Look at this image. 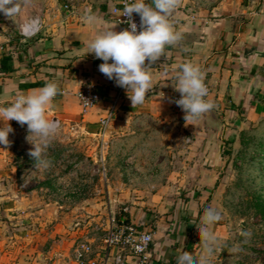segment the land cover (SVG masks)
I'll list each match as a JSON object with an SVG mask.
<instances>
[{"label": "crops", "instance_id": "obj_1", "mask_svg": "<svg viewBox=\"0 0 264 264\" xmlns=\"http://www.w3.org/2000/svg\"><path fill=\"white\" fill-rule=\"evenodd\" d=\"M119 3L21 0L20 11L12 18L0 12V48L5 50L0 60L10 55L13 68L0 69V106L10 104L17 92L56 82L62 94L55 97L49 118L56 119L63 132L98 137L100 120L114 106L103 140L111 141L115 157L132 153L131 164L148 168L139 177L119 179L109 174L107 189L97 194L106 193L109 199L102 205L98 199L72 195L66 184L76 180L53 157L44 163L52 172L41 184L45 190L24 192L15 183L21 170L11 164L9 144H0V216L8 220L0 222V245H16L19 264H77L71 256L74 243L93 241L88 215H98L95 221L108 208L118 209L116 214L127 217L139 230L153 232L150 264H178V257L185 253L199 256L197 226L205 209L214 207L207 200L216 196V184L229 160L226 141L229 146L246 120L264 117V0H181L173 14V27L182 39L166 46L164 55L150 67L152 87L135 108L126 91L113 105L118 86L99 71L103 61L88 53L87 47L102 31L123 30L111 14ZM86 13L95 15L97 22L85 23ZM36 24L35 35H21L23 26ZM185 62L200 67L210 88L208 101L213 104L211 111L187 125L185 113L161 99L162 94H180L173 85ZM88 85L103 100L83 111L76 94ZM9 123L15 134L23 133L18 122ZM165 150L168 158H159ZM175 152L182 158H175ZM123 159L111 161L109 167H127ZM178 165L184 168L179 173ZM161 167L168 170L163 174L157 169ZM127 183L139 187L128 188ZM41 194L50 201L33 206L29 200ZM59 196L73 202L54 201ZM74 221L79 223L73 228ZM209 230L214 233L215 225Z\"/></svg>", "mask_w": 264, "mask_h": 264}, {"label": "rangeland", "instance_id": "obj_2", "mask_svg": "<svg viewBox=\"0 0 264 264\" xmlns=\"http://www.w3.org/2000/svg\"><path fill=\"white\" fill-rule=\"evenodd\" d=\"M15 133L9 134L8 154L11 164H16L21 170L15 183L18 186L21 185V190L24 192L44 191L45 188L41 184L46 178H51L52 172L44 164L39 169L36 168V161L29 155L33 146L26 140L28 132L25 131L20 136ZM103 134L104 129L101 128L100 137L58 130L55 138L45 150L44 161L52 157L60 159L62 166L66 167V171L71 174V178L77 181L68 182L67 190L70 192L82 188L79 199H90L91 201L98 199L97 203L107 205L109 199L106 193L97 194L99 190L107 189L109 174L114 173L119 179L139 177L141 172L144 174L148 168L131 164L130 158L133 154H127L128 152L125 154L122 152L123 154L118 157L128 161L127 167L117 166L116 163V166H112L111 161L115 162L118 158L110 150L111 141L103 140ZM231 140L229 146L226 141L229 160L223 167L216 184V196L211 195L207 200L209 204L214 202L212 208L221 214V219L214 224L216 230L213 234L217 243L211 264H264V117L246 120L242 130L237 131ZM175 153V158H182L181 154ZM159 154V158H168L166 150ZM76 164H78L77 167H75ZM157 169L164 174L168 167ZM152 170L156 169L152 168ZM183 170L184 168L180 165L176 166L178 173ZM127 185L128 188L139 187L137 183H127ZM39 197L29 200L33 206L42 207L45 202L50 201L43 194ZM69 198L59 196V199L54 201L63 204H67L64 203L67 201L73 202ZM120 206L122 205L118 203L117 208ZM117 211L119 210H114L115 213ZM88 217V221H91L98 215H88ZM103 218L104 215L95 221ZM7 221L0 216V222L6 223ZM78 223L74 221L72 227L74 228ZM199 245L201 254L203 245ZM16 247V245L1 243L0 264H19L18 258L15 259L20 254ZM229 250H232L231 253ZM22 253L28 255L29 252L22 250ZM21 264H28V262Z\"/></svg>", "mask_w": 264, "mask_h": 264}, {"label": "clouds", "instance_id": "obj_3", "mask_svg": "<svg viewBox=\"0 0 264 264\" xmlns=\"http://www.w3.org/2000/svg\"><path fill=\"white\" fill-rule=\"evenodd\" d=\"M20 2L0 0V12L12 18L20 11ZM180 4L181 0H133L123 8V16L129 18V28L119 32L102 31L87 43L88 53L103 61L99 71L126 90L133 108L144 102L152 87L150 67L164 55L166 46L175 45L182 39L181 33L175 31L170 22ZM133 14L139 15V25L134 21ZM82 20L91 25L97 22V17L86 13ZM204 79L199 66L191 62L179 66L177 83L173 86L180 93V98L175 103L185 113L186 125L213 108V104L206 99L208 89ZM60 94L61 89L56 82H46L42 88L27 93L17 92L10 104L0 106V122H3L0 144L10 143L9 134L14 131L10 121L15 120L22 127L27 125L26 140L33 146L29 155L36 161L37 169L45 163V150L59 130L58 122L49 118L48 111ZM220 219L221 214L217 210L211 207L205 209L197 226L202 253L199 256L185 253L178 257V264H211L217 240L209 229ZM229 251L231 253L232 250Z\"/></svg>", "mask_w": 264, "mask_h": 264}, {"label": "built area", "instance_id": "obj_4", "mask_svg": "<svg viewBox=\"0 0 264 264\" xmlns=\"http://www.w3.org/2000/svg\"><path fill=\"white\" fill-rule=\"evenodd\" d=\"M133 0H120L118 6L111 9V14L114 16L115 21L123 27V30L129 28L128 17L123 16V8L126 3H131ZM133 19L139 25V15L133 14ZM170 22L172 25L176 23L174 15L171 17ZM24 28H29L28 25L23 26L21 35L29 38L38 30L37 24L32 25L27 31ZM4 49L0 48V55L4 53ZM210 95V88L205 83ZM125 89L117 87L116 96L113 105L124 97ZM79 104L83 111L93 107L103 98L100 96L92 86L88 85L80 89L76 94ZM180 98V94H162L161 99L164 103L173 110L182 109L177 106L175 100ZM111 108L108 115L101 119L99 122L100 128L104 129L108 125L111 115L113 113ZM57 121L56 119H53ZM58 122V121H57ZM59 124V122H58ZM27 131V125L22 127V132ZM14 132H11L12 135ZM189 142V140H187ZM72 195L80 196L82 188H77L70 191ZM90 227L93 232V241L78 240L74 243L71 250V256L77 264H150V249L153 243V232L139 230L134 224L128 221L124 215H117L114 211L108 209L104 218L99 221L91 220Z\"/></svg>", "mask_w": 264, "mask_h": 264}, {"label": "trees", "instance_id": "obj_5", "mask_svg": "<svg viewBox=\"0 0 264 264\" xmlns=\"http://www.w3.org/2000/svg\"><path fill=\"white\" fill-rule=\"evenodd\" d=\"M0 69L2 72H8L12 70V58L10 55H2L1 60H0Z\"/></svg>", "mask_w": 264, "mask_h": 264}, {"label": "water", "instance_id": "obj_6", "mask_svg": "<svg viewBox=\"0 0 264 264\" xmlns=\"http://www.w3.org/2000/svg\"><path fill=\"white\" fill-rule=\"evenodd\" d=\"M26 43H27V41H24V42H22V44H21V45L23 46V45H25Z\"/></svg>", "mask_w": 264, "mask_h": 264}, {"label": "bare ground", "instance_id": "obj_7", "mask_svg": "<svg viewBox=\"0 0 264 264\" xmlns=\"http://www.w3.org/2000/svg\"><path fill=\"white\" fill-rule=\"evenodd\" d=\"M29 28H31V26ZM29 28H24V30L27 31Z\"/></svg>", "mask_w": 264, "mask_h": 264}]
</instances>
